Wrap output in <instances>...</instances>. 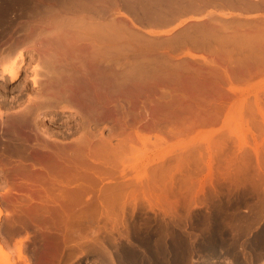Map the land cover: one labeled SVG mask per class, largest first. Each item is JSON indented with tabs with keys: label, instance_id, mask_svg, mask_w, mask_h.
<instances>
[{
	"label": "bare ground",
	"instance_id": "6f19581e",
	"mask_svg": "<svg viewBox=\"0 0 264 264\" xmlns=\"http://www.w3.org/2000/svg\"><path fill=\"white\" fill-rule=\"evenodd\" d=\"M198 2L199 0H0V88L5 89L22 72L24 77L15 88L10 89L13 93L18 88L17 92L11 96L12 101H8L11 105H22L18 99L21 95L27 96V104L22 108L19 105L20 109L16 107L17 111L6 113V118H3L6 114L0 108V215L6 216L9 225L3 227L5 229L1 231L0 238L25 232L14 244L16 261L31 264L28 258L30 255L27 256L22 247L23 238L30 233L28 227L40 239H46V251L41 264H52L53 259L59 263L66 247L69 250H82L88 238L83 231L87 227L83 224L84 221L98 220V217L105 216L106 219L114 220V224L115 221L120 222L121 214L117 213L122 212L124 206L119 203L125 201L126 197L135 200L138 193L133 189L129 192L128 187L126 190L122 181L106 185L102 182L104 179H113L109 173L115 167L114 164L119 161L124 163L121 159L129 151L131 135L142 129L154 132L155 135L174 134L182 122H188L187 127H190L196 122L207 120L222 106L221 98L232 89V81L243 77L232 74H252L250 72L254 69L251 68L257 71L264 68V19L259 20V23L248 24L244 20L246 24H232V27L201 24L202 26L194 29H185L183 38L179 36L178 40V35L175 37L178 45L187 39H190V43L194 41V44L200 37L205 38L206 34L211 38L213 36L215 41H220L227 54L226 67L222 65L219 68L221 65L215 64L216 60L212 62L207 61V57V60L202 58L204 64L209 66L207 72L216 73L217 76H203L197 71L200 69H191L196 71L197 76H181L180 71H188V66L172 64L169 62L170 55L166 52L163 54L162 50V54H157L159 52H155V47L157 50L162 43L147 38L143 33L154 32L151 28L154 25L151 24L163 25L182 11L203 10L207 3L204 5L203 2L201 8ZM226 2L229 5L232 3L233 8L239 9L240 6L242 11L246 8L249 10V7H264V0H225L224 4ZM119 4L141 21L136 19L140 24H136L134 17L125 9L127 14L123 13ZM116 15L121 16L123 21L120 22L122 19L118 20ZM239 15L245 14L239 12ZM124 19L128 21L127 25ZM184 19H179L176 24L179 25ZM142 22L149 27H143ZM170 29L159 31L166 32ZM134 38L141 41L137 46L132 43ZM26 54L30 56L28 64H24ZM129 55L133 57L132 61L129 60ZM188 55L193 57L192 54ZM29 82L30 86L27 85ZM1 94L2 90L0 97ZM4 102L2 105H5ZM46 110L65 120L73 118L75 123L69 126L65 123L66 128L63 129L57 126L43 127L40 116ZM65 113L68 114L64 116ZM263 113L264 111L260 114L264 116ZM103 126L107 127L108 133L102 132ZM68 137L72 139L67 142L65 139ZM29 138H32L31 143ZM127 146L129 147L126 148ZM157 173L158 179H153L151 174L149 180L152 181L147 180L148 184H152L154 188L155 181L161 180L163 189L171 192L174 173L168 172L164 166H160ZM185 175L187 176L182 182L191 183V174ZM161 184L157 186L160 188ZM139 193L150 203L149 197L152 195L148 197L143 189ZM167 193L164 194L166 197ZM159 197L160 200L163 198L162 195ZM163 203L164 201L160 209L164 214H169L171 208H165ZM145 236L142 239L145 241L147 256L136 254L135 249H130L131 253L122 249L123 252L119 254L122 264H165L166 261L169 264H183L190 259L191 252L195 251L201 253L204 264H211V256L215 258L213 255L225 248L222 247L225 243L217 238L219 235L214 239H206L203 243L197 241L201 243L198 246L186 241V237L178 240L175 236L167 237V240H176H169L167 244H160L161 241H158L160 246H157L154 242L150 243L151 236L150 240H145ZM92 239L93 237L90 240ZM153 241L156 242L157 239ZM246 242L248 246V241ZM251 242L254 248L261 249V253L264 250V232ZM102 243L101 249L102 246L105 248ZM4 244H7L6 239L0 241V247ZM234 246L236 247H232ZM252 246L249 247L250 250ZM228 249L227 247L226 250ZM109 252L107 250V254ZM33 253L35 257V252ZM110 254L107 255L109 258Z\"/></svg>",
	"mask_w": 264,
	"mask_h": 264
},
{
	"label": "rangeland",
	"instance_id": "374dc122",
	"mask_svg": "<svg viewBox=\"0 0 264 264\" xmlns=\"http://www.w3.org/2000/svg\"><path fill=\"white\" fill-rule=\"evenodd\" d=\"M220 1L221 3L217 5L215 4L216 6L214 4H208L206 6L209 7L208 9L202 8L203 10H200L199 12H197L199 9L195 10L196 12L188 10L187 12H182L178 14V16L176 15V17H174L175 19L171 18L172 20H167L169 21V23L167 24V21L163 25L159 24L160 26H158V24H156V26L155 24H151L155 26L151 27L150 25L154 32L145 34L143 33V35L147 38L160 44L162 43L159 48L157 47V50L159 51H157L155 47V52H159L157 54H162V52H164L163 54H165L166 52V54L168 53V55H170V57L172 58L169 59L171 60L169 62H171L172 64H176L182 67L188 66V71H180L181 76H197L196 71H191V69H200L197 71H200V74H203V76H217L216 73L209 74V71L207 72L209 66L204 64L202 58H205L206 60L207 58H209L207 61L211 60L212 62L216 60L215 64L218 63L219 66L221 65L219 68L223 66L226 67L228 65L226 59L227 54L225 53L226 51L224 49L225 46H223L220 41H215L214 39H212L213 36L211 38L210 35L209 37L206 34L204 35L206 36L205 38L200 37L198 39L199 41L196 42L197 44H193L194 41H191L190 43V39H187L188 41L186 40L183 44L179 43L178 45V42L176 40L177 38L179 40L180 37L183 38L182 34H185V29H194L197 26H202L203 24L204 26L213 24L215 25V27H219L222 25L231 26L232 24V26H235V24L237 25V23L245 22L247 24L248 22L259 23V20L264 19L263 6V9L261 6H257L258 8L252 7V9H250L251 7H249V10H247L246 8V10L244 9L246 12H243L244 10L242 11V8L240 6L239 9L238 7H234L236 8L234 9L231 5L232 3L229 5L227 2L224 4L225 0ZM233 4L236 5V3L234 2ZM118 6L123 13H130L131 17H134L133 20L135 19V23L138 21V19L135 18V16L130 11L128 12L127 9L124 8L127 11L126 13V11L122 9L123 6H121V4H119ZM230 6H232V8H230ZM255 8L257 9V11ZM239 12L245 14L246 16L239 15ZM115 17H117L118 20L122 19L119 20L120 22L123 21V18L121 16L116 15ZM117 18L115 19L117 20ZM183 18H185L184 21L177 25L176 23H178L179 19ZM244 20L245 22H243ZM125 21L126 20L124 19V23L125 25H127L128 21H126L127 23ZM138 22L136 24H138ZM144 24L142 25L143 27H149L147 23ZM167 28H171L172 30H174L173 33H169L171 29L166 32L159 31ZM176 36L177 38H175ZM136 38L138 40H142L138 37ZM137 39L134 38L132 42L134 43L133 45L136 44L135 46L138 45L137 43L141 42L137 41ZM203 39L205 40L203 41ZM174 40L177 43H175ZM188 54H192L193 57H190ZM28 56L29 55L26 54L24 64H28L27 61H30V56ZM129 57V60L133 58L131 55H129ZM132 60L133 59H131L130 61ZM251 69H254L250 72L252 74H232L233 76L237 75L243 77L241 79L232 81V89L227 91V94L225 95L226 97L224 96L223 98H221L222 104L220 101V105L222 106H219L220 108L218 107L217 111L212 114L207 120L196 122L195 124L192 123L194 124L193 126L191 125V123H189L191 125L190 127H187L188 122L186 124L185 122L181 121L183 124L181 125V123L179 122L180 124L178 126V130L174 134L167 133L165 135L161 133V136L158 133V135H155L154 132L150 133L148 131V133L147 130H141V128H139L141 131H138L137 134L131 133V146L129 145V151L132 149L131 152L127 151L126 153L128 154H123L125 158H122L121 160H124V163H120L119 161L116 163L117 166L116 164H114L115 167H113L110 171L111 173H109V175L112 176L113 179H111V181H107L104 179V182H102V184H113L114 182L122 181L123 183H125L126 190L130 189L129 192L132 191V189L137 191L138 194L135 200L126 197L127 199L125 198V201L123 200V202L119 203H122L124 209H122L123 214L122 212L117 211L118 215L119 213L122 215V217L121 215H119L122 220L120 219V222L118 221V223L117 221H115L116 223L114 224V220L106 219L105 216L98 217V220L97 218L93 219L94 221L89 220L87 221L88 223L84 221L83 224L87 225V227H85L83 231L88 238L84 242L82 250H79L77 248L69 250L66 247V249L68 250H66L65 248L63 249V257L61 255L62 258H59V260L61 259L59 263H57L56 260L53 259L52 264H122L121 256H119V254H121L123 251H126V253L129 251V253H131V250L134 249L136 254H140L145 257L147 256V248L144 247L145 241L142 239V237L145 235V240H150V238H152L153 240L157 239L156 242L152 239L150 241V243L154 242L153 244H157V246H160V244L163 243L167 244L169 243V240H176V238L178 240L183 239V237H186L184 239H187L186 241L190 243L194 242L193 246H198L201 244L200 242H204L206 239H214L215 236L217 237L219 235V237L217 238H220L221 241L225 243L222 244V247H225V250L223 248H219L221 249V251H217L215 255H213L215 256V258L213 257V259L211 256V264H264V250H262L260 253L259 250L261 249L254 248L251 245V240L254 241V239L258 235H260V233L264 232V116L260 114L264 111V68L259 71H257L255 68ZM23 75L24 74H22L21 72L20 75L16 77L11 83H9L5 89L0 88V90H2V94L0 97V108L4 110L3 112H5V114H9L10 112L12 113L13 110L17 111L18 109H20L18 107H20L19 105H21V103H19V105L16 103L11 105L10 101H12L11 96L16 94L18 88L13 91V93H11V90L15 88V86L20 82V80L24 77ZM249 76L253 79H251ZM27 85L30 86V82ZM28 94L33 95L29 92ZM3 96H6V98ZM26 99L27 96L25 94L21 95V98L18 99L23 103L21 105V108L24 104H27ZM2 102H4L5 105H2ZM258 109L263 111H260ZM7 114L4 115L3 118H6ZM67 114L68 113H65L64 116H66ZM40 117V122H42L41 124L43 127L54 128L57 126L59 127V129H63L66 128V125L69 126L75 123V120L73 118H70V120H65V118L63 117L60 118V115H51L48 110H46V112H41ZM102 132L105 134L108 133V129L106 126L102 127ZM69 138L70 137L65 139V141L68 142L72 139ZM28 141L31 143L32 138H29ZM129 146H127L126 148H128ZM178 159H180L181 161ZM113 160L116 161V159L114 158ZM160 166H164V169H166L168 172L171 171V173H174V184H171V186L174 185L172 186V189L174 191H165L162 187V184L160 183L161 180H158L157 182L155 181L156 179H158L159 173L157 172L160 170ZM152 172L156 174L155 178V174H153ZM189 173L192 176L190 177V179L192 178V180L189 184L185 182V184L187 185L186 186L183 183V180L184 177L186 178L187 176L185 174L189 175ZM151 174L154 176H152ZM150 175L151 177H153V179H155L154 181L156 187L152 182L154 184V188L151 182V185L148 184V181H152L149 180ZM157 183L159 185L161 184L162 188H160L163 192L161 191L159 186H157ZM148 186L150 188H148ZM177 186L180 188H177ZM189 186H191V188ZM144 187L146 188L144 189ZM151 187L153 190L151 189ZM141 189H143V192L146 193L150 189L149 193H151H147L148 197L149 195H152L149 197L150 203H148L146 199H144L139 193V190L141 192ZM190 191L192 193H190ZM165 193H167V197L166 195H164ZM157 194L158 196H156ZM161 195L163 197L162 199L164 203L167 205L166 206L163 203L165 208H171V214H164L160 209L163 202H161L162 199L160 200L161 197H159ZM258 213L261 216L258 215ZM5 217L6 216L4 215H0V233L1 231H3V229H5L3 227H6V224L8 225L7 219ZM221 224H223L224 227ZM225 227H227V229L229 228V233ZM30 228L31 227L27 228L29 229L28 232L30 233L29 236L23 238L24 241L22 240V242L24 243L22 244L24 246L22 247L27 256L30 255V257L28 258L31 264H41L46 251V239H40L38 235L34 234L32 228ZM221 228H223L224 230H220ZM256 230L258 231V233ZM93 231H95V233ZM220 231L221 234L219 233ZM224 232H226L227 234ZM24 234L25 232L21 231L19 233H13L12 235H5V237L7 236L6 238H0V241H3V239L7 240V244H4L2 247H0V264H24V262L21 260L20 262L16 261L17 258L14 246L17 239L19 237H23ZM158 235H161V237H159ZM230 235L233 237L231 238ZM165 236L166 238H164ZM171 236H175L176 238L167 240V237L170 238ZM177 236H181V238H178ZM91 237H93V241L90 240ZM95 237L98 239H95ZM99 240L101 241L99 242ZM142 240L143 246L141 245ZM199 240L200 242H197ZM228 240H230V245H228ZM158 241H161L159 242L160 244L158 243ZM232 241L233 243H231ZM246 241H248V246L246 244ZM96 243H99V245H97ZM100 243L104 244L105 248L102 246L101 249ZM233 245H236V247H232ZM250 246H252L251 250ZM227 247L229 248L228 250H226ZM106 249L108 250V252L110 251L109 253H111L110 258L109 256H107L109 253L107 254ZM122 249L124 250L122 251ZM233 249L235 251H233ZM228 251L230 252V254ZM33 252H35V257ZM70 252L71 254L69 255ZM238 252H240L241 256ZM74 253L76 254L74 255ZM200 254L199 251L191 252L190 259H188V261L185 263L204 264L201 259L203 257ZM166 262L167 264H169L168 261Z\"/></svg>",
	"mask_w": 264,
	"mask_h": 264
},
{
	"label": "flooded vegetation",
	"instance_id": "af4514ba",
	"mask_svg": "<svg viewBox=\"0 0 264 264\" xmlns=\"http://www.w3.org/2000/svg\"><path fill=\"white\" fill-rule=\"evenodd\" d=\"M201 1H202V0H199V2H198V4L201 6V8H202V6H203V4H202L203 2H204V5L207 3V4L205 5V7H204L205 9H206V8H207V9L209 8V7H206L209 3H211V4H219V3H221L220 0H216V1H215V0H203L202 2H201ZM218 1H219V2H218ZM201 4H202V5H201ZM182 12H183V11H182ZM82 264H85V263H82ZM88 264H90V263H88Z\"/></svg>",
	"mask_w": 264,
	"mask_h": 264
},
{
	"label": "crops",
	"instance_id": "0c3cea01",
	"mask_svg": "<svg viewBox=\"0 0 264 264\" xmlns=\"http://www.w3.org/2000/svg\"><path fill=\"white\" fill-rule=\"evenodd\" d=\"M187 22H190V21H187ZM173 31H174V30H171L169 33H171V34H172V33H173Z\"/></svg>",
	"mask_w": 264,
	"mask_h": 264
}]
</instances>
